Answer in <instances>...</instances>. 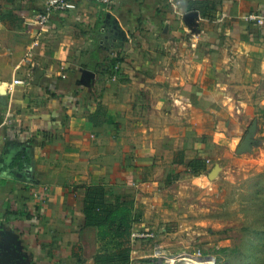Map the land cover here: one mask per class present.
Wrapping results in <instances>:
<instances>
[{"label": "crops", "instance_id": "obj_1", "mask_svg": "<svg viewBox=\"0 0 264 264\" xmlns=\"http://www.w3.org/2000/svg\"><path fill=\"white\" fill-rule=\"evenodd\" d=\"M44 2L0 0V264H96L81 188L154 233L174 184L233 156L264 170V26L247 18L264 0H70L37 36ZM147 241L131 264H159Z\"/></svg>", "mask_w": 264, "mask_h": 264}, {"label": "rangeland", "instance_id": "obj_2", "mask_svg": "<svg viewBox=\"0 0 264 264\" xmlns=\"http://www.w3.org/2000/svg\"><path fill=\"white\" fill-rule=\"evenodd\" d=\"M259 126L264 132V116ZM236 159L219 161L220 169L213 173L214 165L200 185L191 180L170 187L171 200L160 201L154 218L161 224L147 241L149 251L157 243L169 258L186 253L209 264H264V170Z\"/></svg>", "mask_w": 264, "mask_h": 264}, {"label": "trees", "instance_id": "obj_3", "mask_svg": "<svg viewBox=\"0 0 264 264\" xmlns=\"http://www.w3.org/2000/svg\"><path fill=\"white\" fill-rule=\"evenodd\" d=\"M185 167L195 176L207 171L201 156ZM80 191L83 194L86 227L97 229L99 240L103 243L96 255V264H131L133 228L141 221L142 213L135 210L133 202L121 196H117L114 203H107L108 192L103 186L81 188Z\"/></svg>", "mask_w": 264, "mask_h": 264}, {"label": "built area", "instance_id": "obj_4", "mask_svg": "<svg viewBox=\"0 0 264 264\" xmlns=\"http://www.w3.org/2000/svg\"><path fill=\"white\" fill-rule=\"evenodd\" d=\"M77 2H91V3H97V4H103V5H110L113 0H76ZM70 0H45L43 10L38 13L36 18L32 21L34 23V26L38 28V34L39 36L41 32L44 30L46 26L51 22L52 16L56 13H65L69 9ZM248 20L256 22L259 26H264V12L259 15H251L247 17ZM14 84L21 85L24 84L23 81L15 80ZM264 140V132H261V139L260 142ZM264 142V141H263ZM156 235L153 232H136L132 233V241H136L138 239L143 240H150L155 239ZM154 258L157 262H171L172 264H178L180 262H184L185 264H209L207 258L202 257L201 255H196L195 257H192L191 255H188L186 253L181 254L179 258H169L163 248L159 246L157 243H154ZM197 260V262H194L193 260Z\"/></svg>", "mask_w": 264, "mask_h": 264}, {"label": "water", "instance_id": "obj_5", "mask_svg": "<svg viewBox=\"0 0 264 264\" xmlns=\"http://www.w3.org/2000/svg\"><path fill=\"white\" fill-rule=\"evenodd\" d=\"M256 130H257V125L254 123L252 128L250 129L249 133L246 135L245 140L241 146V151L250 149L252 145H254L256 142L254 140V136L256 134ZM219 167H215L213 173L215 172L216 169H218ZM220 169V168H219Z\"/></svg>", "mask_w": 264, "mask_h": 264}]
</instances>
